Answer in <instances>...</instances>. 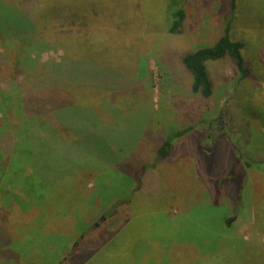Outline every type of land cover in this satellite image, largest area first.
Masks as SVG:
<instances>
[{
  "label": "rangeland",
  "instance_id": "374dc122",
  "mask_svg": "<svg viewBox=\"0 0 264 264\" xmlns=\"http://www.w3.org/2000/svg\"><path fill=\"white\" fill-rule=\"evenodd\" d=\"M137 1L138 21L127 18L139 24L134 33L80 24L74 30L84 36L81 46L60 42L65 33L60 28L48 49L25 45L28 66L37 76L18 77L23 103L32 90L39 92L46 63L58 60L64 46L74 61L95 66L85 80L99 86L96 95L106 99L104 111L118 120L108 114L110 125L99 128L90 154L80 157L84 173L49 188L35 181L33 192L22 191L19 199L16 194L3 197L2 185L7 183L9 191L16 181L7 174L17 164L8 161L13 146L21 155L23 149L29 152L30 143L14 144L19 130L6 113L0 130V173L7 170L0 178V209L13 218L4 236H17L8 238L9 252L19 264H264V162L257 164L259 170L235 165L237 148L229 128L248 120L251 135L247 124H240L237 131H246L237 134L238 143L246 144L243 152L263 159L264 0H236L229 21L231 37L243 44L242 56L251 68L247 86L235 87L237 71L228 59L213 62L208 64L213 94L207 99L190 92L181 58L216 41L229 14L226 0ZM93 2L98 10L102 2L112 7L119 1L47 0L46 9L56 15L63 6L82 10ZM131 2L133 10L136 1ZM182 7L183 29L170 34V15ZM55 29L45 28V33ZM36 38L49 43L47 37ZM6 46L0 38V52ZM19 59L7 72L10 82L20 74ZM60 69L63 77L66 66ZM249 102L259 108L258 117L251 118L253 109L243 112ZM189 126L190 132L172 140L168 157L158 160L162 142ZM226 171L234 174L230 182L220 179Z\"/></svg>",
  "mask_w": 264,
  "mask_h": 264
},
{
  "label": "trees",
  "instance_id": "16d2710c",
  "mask_svg": "<svg viewBox=\"0 0 264 264\" xmlns=\"http://www.w3.org/2000/svg\"><path fill=\"white\" fill-rule=\"evenodd\" d=\"M118 1V4L112 7L108 3L102 2L99 4L98 10L95 2L82 10H68V7L63 6L56 15H51L46 9L48 7L47 0H0V38L3 39L4 44H7L3 53L0 52V83H4L8 88V90H1L0 84V130L6 124V113L10 112L12 123L15 129L19 130L18 140L14 144L18 146L19 142L30 143L28 145L29 152L23 149L22 152H19L21 155L14 151L15 145L13 146L8 161L9 164L17 161V164L12 165L14 168L9 167L7 174L12 175L11 178L16 181L10 182L11 190L9 191H7L10 188L6 187L7 183L2 185L3 197L16 196L22 191L23 193L25 191L33 192L32 188L35 181L38 185L49 188L50 185L64 178H72L76 177L77 173H84L85 168L79 166L80 157L90 154L92 150L90 148L94 144L99 128H107L110 125L109 117H107L109 112L104 111L103 108L106 99L96 95L99 86L94 81L85 80L87 73L95 71V66L91 65L85 68L84 62L74 61L71 56H74L72 50L64 46H61L64 54L58 60H50L46 63L45 70L48 75L44 74L39 92L36 93L32 90L28 97L27 95L25 97L28 98L27 101L23 103L20 94L25 93L22 91L24 86L22 82L17 83L18 77L23 76L33 80L37 76L33 70L34 66H28L30 61L26 50H24L25 45L38 43L48 49V45L51 44L50 41L57 34L55 28H60L61 31L65 32L60 36V42L81 46V39L84 36H79L75 31V28L80 24L82 26L84 24V27L90 26L91 30L109 28L134 33L139 29V24H130L127 18L131 16L133 21H138L139 18L136 14L140 1L135 0L136 3H134L137 7L132 8L133 10L130 6L131 0ZM226 5L225 7L229 8V14L223 17V23L217 33L218 36L216 35L215 38L216 41L210 47L198 49L181 58V64L191 78L190 92L203 99H207L213 94V82L208 72V64L210 63L228 59L237 71L235 87L241 85L244 88L247 86L246 81L252 76L251 68L242 56L243 44L231 37L229 21L235 12L236 0H226ZM140 9L142 10L141 7ZM45 12L48 13L49 19L46 18ZM18 16H22V21L18 19ZM170 17L172 21L168 25V32L170 34L180 33L186 20L183 7L173 12ZM27 26H29L28 29ZM45 28H53L56 33H45ZM36 35L47 37L49 43H44L40 38L36 40ZM16 50L20 52L17 54ZM19 55L21 64L25 63V65L19 63L20 74L14 78L13 83L9 81L7 72L12 68L13 60L16 57L19 58ZM63 64L66 66V71L63 72L62 77L60 65L63 66ZM22 66L24 67L22 68ZM242 109L243 112L253 109L251 118L258 117L256 116V109L259 108H255L250 102ZM110 116L114 117L113 115ZM116 116L119 117V115ZM106 118L108 119L106 120ZM117 120L114 117V121ZM242 120L243 122H241ZM242 120H238L236 126L233 124L229 127L231 131H234L230 132L233 134L232 138L235 139L233 148H237L235 155L238 159H236L235 165H246L247 163L256 166V169L259 170L257 164L263 163L264 157L261 159L255 157L253 153L243 152L242 149L246 148V144L241 146L238 143L237 134H243L246 131V129L242 131L243 133L240 129L237 131L236 127L240 124H247V135H251L249 121ZM98 124L99 126H97ZM191 129L192 127L189 126L169 135L158 148L157 159L167 158L170 154L172 140L181 138ZM80 134H85L86 138L82 139L79 137ZM23 157L26 159L23 160ZM128 160L124 159V162L127 163ZM6 172L7 170L0 173V178L6 175ZM31 173L34 175L32 176L33 179H29ZM232 174L229 175V171H226L224 176L220 178L221 181L225 179L228 182L232 181L234 176ZM18 198L20 199L21 196L18 195ZM80 198L82 200L83 196L78 199ZM22 201L24 202L23 198ZM73 203H75L74 200ZM11 214H5L0 209V264H8L14 261L19 264L18 258L9 252L12 243L8 239L17 238V236H4V228H8L10 222L13 221Z\"/></svg>",
  "mask_w": 264,
  "mask_h": 264
},
{
  "label": "crops",
  "instance_id": "0c3cea01",
  "mask_svg": "<svg viewBox=\"0 0 264 264\" xmlns=\"http://www.w3.org/2000/svg\"><path fill=\"white\" fill-rule=\"evenodd\" d=\"M14 237H15V236H14ZM15 238H16V237H15ZM13 263H14V264H17L15 261H14V262H10V263H8V264H13Z\"/></svg>",
  "mask_w": 264,
  "mask_h": 264
}]
</instances>
